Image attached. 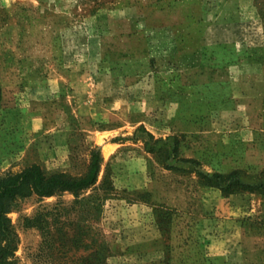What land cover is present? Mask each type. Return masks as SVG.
<instances>
[{
	"label": "rangeland",
	"instance_id": "obj_1",
	"mask_svg": "<svg viewBox=\"0 0 264 264\" xmlns=\"http://www.w3.org/2000/svg\"><path fill=\"white\" fill-rule=\"evenodd\" d=\"M96 5L0 0V175L38 164L81 177L94 150L103 156L83 192L99 196L101 215L71 207V191L17 197L7 264H264V194L225 195L197 174L264 177V97H234L246 75L264 77V0ZM237 102L243 112L213 113ZM140 174L148 184L135 188ZM105 176L113 188L97 191ZM59 201L79 242L58 239L39 256L26 218ZM135 202L153 209L158 240H137L151 229L134 220Z\"/></svg>",
	"mask_w": 264,
	"mask_h": 264
},
{
	"label": "trees",
	"instance_id": "obj_2",
	"mask_svg": "<svg viewBox=\"0 0 264 264\" xmlns=\"http://www.w3.org/2000/svg\"><path fill=\"white\" fill-rule=\"evenodd\" d=\"M106 0H96V6L92 11H95L97 6L102 5ZM258 50V49H257ZM252 61H262L260 57H251ZM2 101V88L0 85V106ZM148 135L154 136L148 132ZM158 141V140H157ZM178 153L177 148L174 149V155ZM191 163L199 164L197 159H185ZM103 156L100 149L94 150L92 160L88 172L81 177H73L65 173H53L47 175L38 164L26 167L17 173H8L0 175V264H7L8 255L15 248L16 233L12 227L8 213L14 207V204L19 196H27L37 194L40 197L52 196L64 191H71L75 194V201L71 207H87L94 209L97 216L101 215V199L95 193L83 195V192L90 187L96 185L98 176L101 170ZM107 174L110 172V169ZM198 176L203 180V183L208 186L219 188L223 194L230 195L241 192H260L264 194V177L256 182L245 180L241 171L234 169L227 173L221 172L218 169L210 172L200 167L197 168ZM107 176H105L99 189H111L113 185H107ZM63 202L59 201L52 208L43 207L34 216L26 218V225L36 227L41 232L43 243L41 251L38 255H42L46 249L51 250L54 242L60 239L62 242L70 240L79 242L78 233H69L65 230V225H73L71 219H63L64 211L69 208L63 206ZM172 221V220H171ZM56 237V235H58ZM6 242L3 244V242ZM102 259V256H101ZM103 264L101 261L100 263Z\"/></svg>",
	"mask_w": 264,
	"mask_h": 264
},
{
	"label": "crops",
	"instance_id": "obj_3",
	"mask_svg": "<svg viewBox=\"0 0 264 264\" xmlns=\"http://www.w3.org/2000/svg\"><path fill=\"white\" fill-rule=\"evenodd\" d=\"M230 74V79L231 81H236L237 80V75L235 74H232L231 72L229 73ZM246 80H247V84L245 86H239L241 88V91H239V93L237 92L238 89H234V97H238L239 95L242 97V98H245V102L251 98H255V97H264V77L263 75L261 77H257L255 78L254 75H246ZM255 81H257V83L255 84ZM262 81V85L261 86H258L257 84ZM244 109L247 110V105L248 103H244ZM240 112H243V107L240 106V104L237 102V104H233L231 106H229L228 108H224V109H217V110H214L213 113H217V114H220V115H223V114H230V115H233V114H237V113H240ZM114 143L113 142H109L107 143V147L109 146H113ZM142 174L139 175V181L138 183L135 185L136 187L135 188H143L145 187L148 183H147V180L146 181H143L142 179ZM143 182V183H142ZM235 195H238V194H235ZM228 198V197H227ZM129 210L133 211V215H134V220L139 223L141 226L143 225H146V221H149V228L151 229V233H147L148 231L145 230L146 232L144 233H141L139 234L140 236L137 237V240L139 241H156L158 240L159 238V233L156 232V227H155V224L156 223V220L154 219L153 217V214H152V208L147 204V203H144V202H135L133 203L132 205H130V208ZM152 216V217H151ZM155 232V233H154Z\"/></svg>",
	"mask_w": 264,
	"mask_h": 264
}]
</instances>
